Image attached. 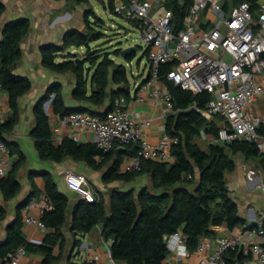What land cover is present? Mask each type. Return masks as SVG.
<instances>
[{"label": "trees", "instance_id": "obj_1", "mask_svg": "<svg viewBox=\"0 0 264 264\" xmlns=\"http://www.w3.org/2000/svg\"><path fill=\"white\" fill-rule=\"evenodd\" d=\"M77 5L88 0H65ZM243 0H223V9ZM255 14L258 0H249ZM188 0H167L166 7L172 12L173 30L182 28ZM108 8L113 13V0H108ZM5 10L0 1V17ZM92 16L96 22L90 21ZM83 29L67 30L61 44H48L40 48L42 66L57 74L70 73L74 77L75 87L72 100L77 105L68 107L59 85H50L46 93L33 108L34 127L31 139L40 160L61 163L66 158L87 165L94 171L102 172L104 185L130 183L139 175H147L152 190L141 189L135 196L132 191L112 189L108 195V206L102 192L94 190V201L87 203L80 199L73 206L69 197L60 192L53 177L41 172L45 188L41 194L49 204V209L41 215V222L47 231L40 244H31L20 234L22 211L38 193L34 188L28 197L16 207L13 224L7 229L6 237L0 241V264H7L10 255L18 248L27 253L42 257L39 264H91L72 259L73 250L79 246L78 235L89 234L97 226L101 227V236L111 241L110 256L115 262L123 264H164L169 255L165 243L167 236L181 232L185 236L186 247L193 253L204 238H213L214 227L225 225L229 230L242 226L244 220L239 217L238 208L230 197L226 174L235 169L234 156L244 159H260L263 165L264 155L259 154L256 145L248 142H233L221 146L214 143L221 119L212 117L206 120L201 111L205 110L210 99L207 93L194 95L182 90L166 79L172 68L170 64L161 65L157 79L167 89L173 107V113L166 118L164 133L177 137L178 143L172 149L175 161L171 164L142 161L140 170L133 173H121L120 166L125 157L135 156L137 146L116 147L108 154L101 153L93 143L79 144L70 138H63L54 145L49 118L44 104L50 102L52 111L58 117L74 112H88L102 116L111 111L113 103L119 98L127 102L130 98V82L124 64L117 63L112 56L121 57L122 49L112 50L102 46L92 47L95 42L105 39L103 24L94 12L85 13ZM136 28L138 23L131 22ZM30 24L27 19L12 20L4 24L0 36V90L7 95L8 116L0 121V140L5 143L11 156H15L12 170L0 178V192L4 201L14 199L20 189L17 175L25 162L21 151L9 140L14 128L20 121L19 100L31 89V81L26 76L15 73L22 51L20 44L27 36ZM71 49H75L74 53ZM84 49L81 54L78 50ZM148 50L143 57L147 59ZM135 53L125 54L126 63L132 62ZM61 58L62 61L58 62ZM151 79V73L144 80ZM264 136V125L258 129ZM204 137V138H203ZM199 142H204L202 148ZM6 211L0 205V221ZM70 233L71 253L66 255L70 244L66 236ZM244 257L237 251L229 252L224 258L229 264H239Z\"/></svg>", "mask_w": 264, "mask_h": 264}, {"label": "built area", "instance_id": "obj_2", "mask_svg": "<svg viewBox=\"0 0 264 264\" xmlns=\"http://www.w3.org/2000/svg\"><path fill=\"white\" fill-rule=\"evenodd\" d=\"M166 1L113 0V14L138 23L136 29L140 30L145 50H148L151 79L143 88L152 81L158 82L161 65H172L166 74L168 81L194 95L205 92L210 96L205 110L200 113L206 120L214 116L221 119L214 143L225 146L244 141L256 145L259 154L264 155V136L258 132L264 125V115L260 116L251 108L264 104V0H258L255 14L249 0H243L228 12L223 9V0H188L190 5L182 28L176 33ZM162 100L166 105L162 117L166 121L173 113L167 89L162 93ZM126 103L124 98L115 100L112 110L102 116L88 112L70 113L58 117V124L90 132L92 143L103 154L116 147L137 146L135 156L124 158L119 169L121 173L138 172L142 161L173 163L172 149L178 138L164 134L155 143L143 139L141 130L149 122L138 123L130 118ZM70 139L77 142L76 137ZM62 140L60 135L52 137L54 145H59ZM11 158L7 146L0 140V178L10 170ZM64 184L68 192L87 203L94 201L92 192L86 190L84 175L68 171ZM260 188L264 190V183ZM33 208L39 209L38 218L29 214ZM48 209L44 196L31 199L22 211V223L45 230L40 218ZM212 240L213 249L207 253ZM212 240L202 239L193 253L188 251L181 232L167 236L165 243L170 256L182 259L194 255L196 264H229L224 258L232 251L252 258L256 264H264V209L254 227L232 231ZM26 254L24 248H18L7 264H19ZM169 255L164 263L170 261Z\"/></svg>", "mask_w": 264, "mask_h": 264}, {"label": "crops", "instance_id": "obj_3", "mask_svg": "<svg viewBox=\"0 0 264 264\" xmlns=\"http://www.w3.org/2000/svg\"><path fill=\"white\" fill-rule=\"evenodd\" d=\"M5 10L0 17V36L4 26L9 21L27 19L30 24V30L27 36L20 44L22 56L17 64L15 73L20 76H26L31 81L30 91L20 100V121L9 136V140L24 155L25 162L18 171V181L21 189L18 195L10 200L4 201L0 192V205L4 207L6 216L0 221V241H3L7 234V229L13 224L16 216L17 205L24 201L31 190L37 191L38 196L44 192L45 183L41 172L49 173L60 192L69 197L70 205L73 206L78 200V196L66 190L64 184V176L68 171L82 174L87 179L88 188L98 190L103 193L104 184L101 181V172L90 169L87 165L75 162L70 158H66L63 162L57 164L51 161L40 160L31 139V132L34 127L33 108L36 102L46 93L47 88L56 84L62 88L63 98L68 107L76 108L77 105L72 100V93L75 87L74 77L70 73L57 74L45 69L41 64L40 48L48 44H61L64 34L67 30L78 29L70 19V14L65 10V0H0ZM84 17V16H83ZM62 59L59 58L58 62ZM145 66L139 69L138 78L133 80L130 87V98L125 107L129 117L134 121L141 123L148 121L149 125L141 130L142 138L151 142H157L165 133V120L162 114L166 108L162 100V93L166 87L161 82H150V85L143 88L144 80L149 76V64L146 59ZM136 77V76H135ZM46 109L49 118L50 130L52 137L60 135L63 138H77V143H92V134L88 131L73 129L58 124V116L52 111L50 104ZM252 110L264 115V104L253 105ZM9 112L7 95L0 90V121L7 118ZM15 156H12L13 164ZM260 159L246 160L242 155L234 156L235 169L226 174L227 188L230 197L234 200L238 208L239 217L244 220L242 226H237L229 230L225 225L214 227L216 235L214 239L221 235L228 234L232 231L240 229L252 228L255 226L258 216L264 209V190L260 185L264 183V168ZM12 167V166H11ZM12 170L7 172V174ZM7 176V175H6ZM61 184L62 189L58 186ZM89 191V190H88ZM92 192V191H91ZM93 193V192H92ZM38 198V197H37ZM31 216L38 218L40 211L33 208L29 211ZM95 230V231H94ZM94 231V232H93ZM89 234L78 235L79 246L73 250L72 259L77 262H89L92 264H123L115 262L110 256L111 241H105L101 236V227L97 226ZM46 230H41L32 225L21 223V237L31 244H40L46 234ZM66 236L70 241L66 255H70L71 238L70 233L66 232ZM214 240L210 242L211 248L207 250L211 252ZM170 261L164 264H196V257L191 255L189 258L176 259L170 256ZM42 257L37 254L27 253L21 259L19 264H39ZM239 264H256L252 258H243Z\"/></svg>", "mask_w": 264, "mask_h": 264}, {"label": "rangeland", "instance_id": "obj_4", "mask_svg": "<svg viewBox=\"0 0 264 264\" xmlns=\"http://www.w3.org/2000/svg\"><path fill=\"white\" fill-rule=\"evenodd\" d=\"M155 7V5H154ZM70 14V19L78 29H83V16L85 13L94 12L97 18H99L103 24L105 39L100 42H95L92 47L102 46V48H108L109 52L112 50H125L127 48H135V58L130 63H126L122 58L112 56V59L117 63L125 65L127 70V77L130 85L133 80L138 78L139 69L143 68L146 63V58L143 57V52L146 49V45L141 39L140 30L136 29L130 21L115 16L108 8V0H88L87 3L77 5L71 1L66 2V9ZM90 21L96 22V20L90 16ZM76 50L71 49L74 53ZM81 54L85 52L84 49L78 50ZM136 76V77H135ZM45 109V108H44ZM50 108L48 106V112ZM200 146L204 148V142H199ZM102 174V172H101ZM58 186L62 189L61 184ZM152 190V185L147 175H139L130 183H113L110 185H104V192L106 197V204L108 206V195L112 189H119L121 191H132L136 196L141 189ZM93 192V188H88ZM99 227V226H98ZM96 228V227H95ZM95 231V230H94ZM93 231V232H94Z\"/></svg>", "mask_w": 264, "mask_h": 264}, {"label": "water", "instance_id": "obj_5", "mask_svg": "<svg viewBox=\"0 0 264 264\" xmlns=\"http://www.w3.org/2000/svg\"><path fill=\"white\" fill-rule=\"evenodd\" d=\"M136 51V49L135 48H127V49H125V50H123L122 51V53H121V57L122 58H124V56H125V54H129V53H131V52H135ZM41 99V98H40ZM39 99V100H40ZM53 99V96H51V98H50V100L49 101H47L45 104H44V110L46 111V109H47V107H48V105L50 104V102H51V100ZM75 110H79L78 108H75Z\"/></svg>", "mask_w": 264, "mask_h": 264}, {"label": "clouds", "instance_id": "obj_6", "mask_svg": "<svg viewBox=\"0 0 264 264\" xmlns=\"http://www.w3.org/2000/svg\"><path fill=\"white\" fill-rule=\"evenodd\" d=\"M180 253H181V254L184 253V249H183V248L180 249Z\"/></svg>", "mask_w": 264, "mask_h": 264}]
</instances>
